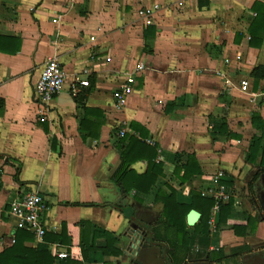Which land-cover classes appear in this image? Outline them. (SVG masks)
Here are the masks:
<instances>
[{
    "label": "crops",
    "instance_id": "crops-1",
    "mask_svg": "<svg viewBox=\"0 0 264 264\" xmlns=\"http://www.w3.org/2000/svg\"><path fill=\"white\" fill-rule=\"evenodd\" d=\"M254 2L264 4L0 0V251L21 228L10 203L29 188L45 198V231L59 233L65 224L70 235L69 244L52 243L51 254L65 251L60 258L76 264H216L208 251L219 248L225 253L220 264H242L244 255L263 251L264 217L252 188L264 171L263 138L249 157L261 134L251 116L264 121V79L250 76L264 64V39L249 44ZM153 5L158 8L146 23L137 10ZM48 56L58 59L65 78L58 93L39 103L34 84ZM129 74L135 81L118 109L114 97ZM85 78L93 84L78 104L74 94L84 90L79 81ZM122 123L123 141L116 135ZM128 144L132 156H141L128 167L129 184L147 170V146L161 163L148 191L142 189L149 179L126 191L114 177ZM220 186L232 199L226 223L212 196ZM192 192L197 205L185 212ZM202 198L213 200L208 234L195 232ZM166 205L179 220L184 214L186 237L160 221ZM190 209L200 213L192 226ZM248 217L258 220L246 225ZM81 220L90 223L88 243L95 245L85 258ZM102 231L113 235L109 249L117 253L102 252L103 236L92 239ZM40 242L34 237L25 245Z\"/></svg>",
    "mask_w": 264,
    "mask_h": 264
},
{
    "label": "trees",
    "instance_id": "trees-1",
    "mask_svg": "<svg viewBox=\"0 0 264 264\" xmlns=\"http://www.w3.org/2000/svg\"><path fill=\"white\" fill-rule=\"evenodd\" d=\"M252 8L255 12V16L253 20L251 21L248 32H249V44L253 46H258L262 44V41L264 39V4L260 2H254L252 5ZM250 76L254 79V82L258 81L259 79H264V64H257L255 65L250 72ZM93 82L89 81L88 87L85 86L84 90L78 91L74 94V99L78 104H83V100L86 98L88 92L91 89ZM83 124V119H82ZM251 122L261 131V134L259 137H254L252 140V143L249 147L250 152V159H254L255 152L257 150V147L260 144L261 138L264 140V121L261 119L259 114L253 113L251 116ZM80 123V127L83 131V126ZM134 127V125L132 124ZM142 133V132H141ZM147 133L146 131L142 134ZM90 136L88 133L82 134V136ZM91 136H98L97 134H92ZM122 137V136H121ZM126 138V135L121 138V141H123ZM135 141L132 136H130V142ZM130 144V143H129ZM129 144L127 147L123 149L121 152V163L114 173V177L121 182L124 189L127 191L131 186L137 188V182L139 180L141 181H147L146 186L144 185L142 190L148 191L152 184L154 183V180L158 174L162 173V166L161 163H156L153 161V156L155 155V151L152 147L147 146L148 154H144L145 158L148 160L147 170L140 175H136V179L138 180L136 183L132 182V184H129L127 182L131 175V170L128 169L129 165L136 160L137 158H140L141 156H132L131 155V148L129 147ZM262 153L264 155V141H263V147H262ZM142 155V154H141ZM193 160V159H191ZM264 167L259 168V171H263ZM259 171L257 175L259 174ZM17 173V172H16ZM255 175V177L257 176ZM196 193L192 192V203L185 207V212L189 207L193 206L196 207ZM200 203L202 204V208H199L202 212L201 218L195 225V232L197 233H206L208 234L210 232V229L208 228V220H209V213H210V207L213 204L212 199H200ZM232 204V199H229L225 203H219V220L223 223L227 222V214L229 212V208ZM183 212V213H185ZM184 216V214H183ZM183 216L180 218L176 217L173 214L167 213V205L163 208V216L161 217L160 221L164 224H168L171 227L174 226V228L177 231V235L179 237H186L185 230V222L183 221ZM258 220L254 217H248L246 221V225H251L252 221ZM182 223V224H180ZM76 225L79 228L80 233V240H79V246L82 251L83 258L86 257L87 252L95 249V245L92 242L91 244L88 243V232L91 228L90 223L88 221L81 220L76 223ZM97 236H103L106 240V245L102 249L103 253L107 252H114L117 253V251H112L113 243L115 242V238L113 235L108 231H102V232H93L92 239H95ZM34 235L31 231L25 229V228H17L14 233V240L13 242L4 247L0 251V264H55V261H58V264H76V261L74 259H71L69 257L65 258H58L55 255L51 254L50 251V245L52 243H60V244H69L70 243V235L67 233L66 225L62 224V228L59 233L57 232H50L45 231L42 236V242L37 243L35 246H29L25 245L26 241L33 240ZM111 248V249H109ZM208 255L211 257L212 261L216 262V264H220V261L225 257V253L223 252V249L219 248L216 250L208 251ZM214 257V259H213Z\"/></svg>",
    "mask_w": 264,
    "mask_h": 264
},
{
    "label": "built area",
    "instance_id": "built-area-1",
    "mask_svg": "<svg viewBox=\"0 0 264 264\" xmlns=\"http://www.w3.org/2000/svg\"><path fill=\"white\" fill-rule=\"evenodd\" d=\"M158 8V5L141 6L138 8V15L145 18L146 23H151L150 15ZM93 39V37H91ZM142 64H138L135 70H140ZM134 70V71H135ZM65 78V71L54 56H48L44 61L40 74L34 84V95L39 103H44L48 101L53 95L58 93L63 86ZM135 79L132 74H129L126 77L124 83H122L115 94L114 102L115 106L118 109H121L127 100V96L132 89V85ZM81 85L87 86L89 81L87 78L81 79L79 81ZM246 81H243L241 84V89H246ZM75 88V85H74ZM117 131L118 136H123L126 130L124 123ZM2 182V168L0 165V185ZM204 195L205 191H201ZM212 196L218 202L227 201L229 198V193L224 189L223 186H220L218 190L212 191ZM47 209L45 198L43 195L34 188H29L22 192V194L16 198L13 202L10 203L9 212L17 215L19 218L18 226L25 228L31 231L35 238H42L45 232V223L43 220V213ZM54 255L58 258L64 257L67 255L65 251H55Z\"/></svg>",
    "mask_w": 264,
    "mask_h": 264
},
{
    "label": "water",
    "instance_id": "water-1",
    "mask_svg": "<svg viewBox=\"0 0 264 264\" xmlns=\"http://www.w3.org/2000/svg\"><path fill=\"white\" fill-rule=\"evenodd\" d=\"M252 188L255 191L256 201L260 207V210L263 213L264 217V171L261 172L252 184ZM200 213L195 209H190L186 215V222L188 225H194L196 221L199 219ZM139 235H137V238ZM257 260L259 262H264V257L261 253L251 252L243 257V262Z\"/></svg>",
    "mask_w": 264,
    "mask_h": 264
},
{
    "label": "flooded vegetation",
    "instance_id": "flooded-vegetation-1",
    "mask_svg": "<svg viewBox=\"0 0 264 264\" xmlns=\"http://www.w3.org/2000/svg\"><path fill=\"white\" fill-rule=\"evenodd\" d=\"M259 212L263 215L262 211L260 210V207H259ZM260 252H262L261 255L263 254L262 256L264 257V249H263V251H260ZM260 252H257V253H260ZM242 264H264V262H259V261L254 259L251 261L242 262Z\"/></svg>",
    "mask_w": 264,
    "mask_h": 264
}]
</instances>
